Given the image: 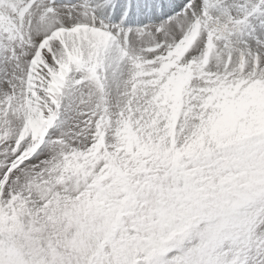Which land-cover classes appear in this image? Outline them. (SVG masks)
Segmentation results:
<instances>
[{"label": "snow or ice", "instance_id": "1", "mask_svg": "<svg viewBox=\"0 0 264 264\" xmlns=\"http://www.w3.org/2000/svg\"><path fill=\"white\" fill-rule=\"evenodd\" d=\"M0 264H264V0H0Z\"/></svg>", "mask_w": 264, "mask_h": 264}]
</instances>
